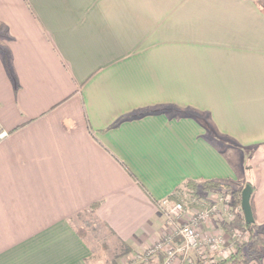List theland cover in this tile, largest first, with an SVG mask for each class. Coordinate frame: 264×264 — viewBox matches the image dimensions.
<instances>
[{
	"label": "crops",
	"instance_id": "crops-1",
	"mask_svg": "<svg viewBox=\"0 0 264 264\" xmlns=\"http://www.w3.org/2000/svg\"><path fill=\"white\" fill-rule=\"evenodd\" d=\"M0 29V264H91L90 220L141 254L187 179L253 185L264 232V157L239 155L264 151L255 0H0Z\"/></svg>",
	"mask_w": 264,
	"mask_h": 264
},
{
	"label": "rangeland",
	"instance_id": "rangeland-1",
	"mask_svg": "<svg viewBox=\"0 0 264 264\" xmlns=\"http://www.w3.org/2000/svg\"><path fill=\"white\" fill-rule=\"evenodd\" d=\"M1 34H3V32L0 29V35ZM208 73L210 75V71ZM213 74L214 73L212 72L210 77L213 76ZM254 150L255 149L240 151L239 153L240 159H241V162H243L240 164L241 171H243L242 165H244V163L246 165H250L254 167L255 164L257 165L263 159L264 157L263 149H260L257 152ZM240 189H243V188H240ZM183 192L185 191L182 190L178 192L177 196L182 198V200L185 199V203L183 201H179V202L182 203L185 211H189L188 216L190 214L193 215L194 213L199 211L200 208L198 206L190 207L188 203L189 202L188 200L190 199L188 195L184 194ZM200 196L203 199V201H205L206 204H214L218 208V212L216 213V215L218 216L223 215V217L227 216L230 219L232 218V220L227 221L228 223L226 224L228 226V231L230 233L229 232L227 233L228 238L226 236L224 238H227L228 240V242L225 245L226 246L232 245L233 251H235L239 245L243 244L244 242L248 240L249 233L246 230L241 229L242 222L240 221L238 209L233 205L232 194L230 192L224 193L222 191L214 189V190H210V192L207 194L201 193ZM218 203L221 204L220 208L218 207ZM225 209L229 211H225ZM231 212L232 214L229 215ZM167 220L169 221L168 218ZM186 220L187 218L185 217L177 222L174 221L173 226L167 232V233H170L171 235L173 234L175 235L174 236L175 244L179 242V238L178 236L176 237L175 231H177V229L179 228V225H182L183 223H185ZM201 225L202 224L197 226V231L201 239L205 240L209 238L210 236L214 235L213 233H210L209 235L207 234L203 238L202 234L199 233ZM80 229L81 231H84V233H86L87 235L86 238L88 239V242L92 247V255L89 258V261L91 264H137L134 261L135 254H133L132 257L130 258L125 257L121 259V255H119L121 254L120 253L121 247L118 245V243H115V242L110 243L109 241H107V236H108L107 233H105L104 230H101L100 225H98V223L95 222V220H90L87 226H83ZM163 254L164 253L159 254L160 258L158 256L159 263L162 262V260L164 259ZM190 257H191V264H198V263L207 264L211 260H218L221 258V257L217 258L215 255L209 252L207 253L206 250H202V249H200L199 253L193 251L190 254ZM145 263L152 264L150 260H148Z\"/></svg>",
	"mask_w": 264,
	"mask_h": 264
},
{
	"label": "built area",
	"instance_id": "built-area-1",
	"mask_svg": "<svg viewBox=\"0 0 264 264\" xmlns=\"http://www.w3.org/2000/svg\"><path fill=\"white\" fill-rule=\"evenodd\" d=\"M9 132L0 125V142L7 138ZM224 211V210H223ZM225 211H229L226 210ZM163 212L169 221H179L184 218L185 211L182 203L180 202H163ZM218 208L214 204H209L203 209H200L193 215L190 214L185 223L179 225L175 231L176 237L178 236L179 242L175 244L174 234L163 236L153 246L146 249L143 253L137 254L134 261L137 264H146L157 253H164L163 264H191L190 254L200 249L215 255L217 258H224L233 252V247L226 246L227 238L221 234H214L209 238L203 240L200 238L197 226L206 222L210 217L217 216ZM232 212L229 214L231 215ZM205 257V256H204ZM206 258V257H205Z\"/></svg>",
	"mask_w": 264,
	"mask_h": 264
},
{
	"label": "trees",
	"instance_id": "trees-1",
	"mask_svg": "<svg viewBox=\"0 0 264 264\" xmlns=\"http://www.w3.org/2000/svg\"><path fill=\"white\" fill-rule=\"evenodd\" d=\"M261 9L264 11V1L263 0H255ZM3 60L5 63L8 62V56L6 53L3 54ZM202 120V119H201ZM204 125L207 126L208 120L203 119ZM250 184V183H247ZM252 187V193L254 186L250 184ZM219 190L224 193L230 192L233 196V205L238 209L240 221L242 222L241 229L246 230L249 233V238L246 242L239 245L235 251L224 258H220L218 260H211L207 264H250L254 261H259L264 254V232L260 225L256 223L254 210H253V197L251 194L250 197V205L253 214L254 221L250 224L245 223L243 213L240 207L241 202V190L242 189H233L227 182H221L217 180H185L170 196L169 200L171 202H179L183 201L185 203V199L182 200L177 193L180 191L184 194H187L189 199V206L196 207L198 206L200 209L205 208L207 205L205 201L201 198V193L207 194L210 190ZM199 264V263H198ZM201 264V263H200Z\"/></svg>",
	"mask_w": 264,
	"mask_h": 264
},
{
	"label": "water",
	"instance_id": "water-1",
	"mask_svg": "<svg viewBox=\"0 0 264 264\" xmlns=\"http://www.w3.org/2000/svg\"><path fill=\"white\" fill-rule=\"evenodd\" d=\"M251 194H252V187L250 186V184H245V186L241 190L240 207L243 213L244 221L247 224H250L254 221L251 205H250Z\"/></svg>",
	"mask_w": 264,
	"mask_h": 264
}]
</instances>
